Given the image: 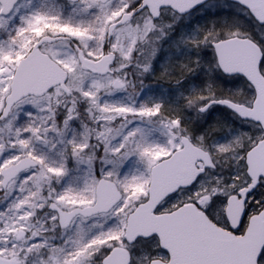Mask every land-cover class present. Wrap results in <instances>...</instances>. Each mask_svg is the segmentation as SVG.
I'll list each match as a JSON object with an SVG mask.
<instances>
[{
	"label": "snow or ice",
	"instance_id": "snow-or-ice-1",
	"mask_svg": "<svg viewBox=\"0 0 264 264\" xmlns=\"http://www.w3.org/2000/svg\"><path fill=\"white\" fill-rule=\"evenodd\" d=\"M0 264H264V0H0Z\"/></svg>",
	"mask_w": 264,
	"mask_h": 264
},
{
	"label": "rangeland",
	"instance_id": "rangeland-1",
	"mask_svg": "<svg viewBox=\"0 0 264 264\" xmlns=\"http://www.w3.org/2000/svg\"><path fill=\"white\" fill-rule=\"evenodd\" d=\"M164 49L165 51L161 54V57L159 58V63L155 64V68L157 69V72L155 74V76L147 78L145 80V85L146 86H150L152 88H157L160 87V84H164L165 86H167V84L169 83V81L167 80H160L158 81V77L161 76V72L159 71V69L162 67V65L166 62L171 61V54L168 52V45L165 44L164 45ZM208 55H210V53H208Z\"/></svg>",
	"mask_w": 264,
	"mask_h": 264
}]
</instances>
